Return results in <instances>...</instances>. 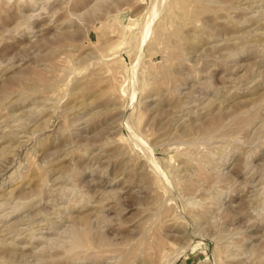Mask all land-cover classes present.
Segmentation results:
<instances>
[{"label":"rangeland","instance_id":"1","mask_svg":"<svg viewBox=\"0 0 264 264\" xmlns=\"http://www.w3.org/2000/svg\"><path fill=\"white\" fill-rule=\"evenodd\" d=\"M0 154V264H264V0H0Z\"/></svg>","mask_w":264,"mask_h":264},{"label":"bare ground","instance_id":"2","mask_svg":"<svg viewBox=\"0 0 264 264\" xmlns=\"http://www.w3.org/2000/svg\"><path fill=\"white\" fill-rule=\"evenodd\" d=\"M193 44H194V43H193ZM78 87H79V86H78ZM2 137H3V139H4V142H5L6 139H7V140L10 139L9 135H7V134H6V135H2ZM11 139H12V138H11ZM5 147H6V146H5ZM2 148H4V147H2ZM0 156H1V154H0ZM6 170H7V169H6ZM4 171H5V170H4ZM2 172H3V171H2ZM32 172H33V171H32ZM32 172H31L32 176L30 175L31 177H29V178H34L33 176L35 175V174H34L35 171H34L33 173H32ZM21 176H22V175H21ZM22 180H23V179H22ZM22 180H21V182H22ZM28 180H29V179H28ZM30 180H31V179H30ZM21 182H20V184H19V183H18L17 185L15 184L14 187L11 189V191H7V193H11V192H13L15 189H16V190H17V189H21V187H22V185H23V183H21ZM28 182H29V181H28ZM25 193H26V192H25ZM3 194H4V193H3ZM11 195H12V194H11ZM83 217H84V216H83ZM81 219H82V218H81ZM15 231H16V230H15ZM29 236H30V235H29ZM76 240H77V239H76ZM79 240H80V242H82V244H85V245H89V244L91 243L90 240L86 239V237H85V238L82 237L81 239L79 238ZM79 240H78V241H79ZM77 243H78V242H77ZM179 254H180V253H179ZM168 256L170 257V255H168ZM173 257H174V256H173ZM170 258H172V257H170ZM170 258H169V259H170ZM169 259L167 258V261H168ZM174 259H175V258H174ZM174 259H173V260H174ZM170 261H171V263L173 264L174 261L172 262L171 259L169 260V262H170Z\"/></svg>","mask_w":264,"mask_h":264}]
</instances>
